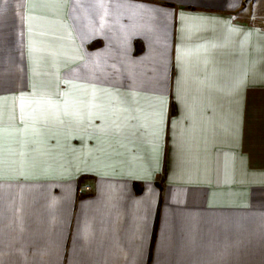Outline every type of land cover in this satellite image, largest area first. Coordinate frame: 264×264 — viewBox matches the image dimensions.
Returning <instances> with one entry per match:
<instances>
[{
	"label": "crops",
	"instance_id": "obj_1",
	"mask_svg": "<svg viewBox=\"0 0 264 264\" xmlns=\"http://www.w3.org/2000/svg\"><path fill=\"white\" fill-rule=\"evenodd\" d=\"M247 1L0 0V264H264Z\"/></svg>",
	"mask_w": 264,
	"mask_h": 264
},
{
	"label": "rangeland",
	"instance_id": "obj_2",
	"mask_svg": "<svg viewBox=\"0 0 264 264\" xmlns=\"http://www.w3.org/2000/svg\"><path fill=\"white\" fill-rule=\"evenodd\" d=\"M240 19L247 18L251 22H262L264 21V0L247 1L244 6Z\"/></svg>",
	"mask_w": 264,
	"mask_h": 264
},
{
	"label": "built area",
	"instance_id": "obj_3",
	"mask_svg": "<svg viewBox=\"0 0 264 264\" xmlns=\"http://www.w3.org/2000/svg\"><path fill=\"white\" fill-rule=\"evenodd\" d=\"M83 190L84 191H89L90 190V187H84Z\"/></svg>",
	"mask_w": 264,
	"mask_h": 264
}]
</instances>
